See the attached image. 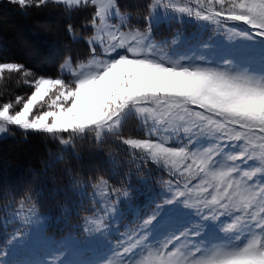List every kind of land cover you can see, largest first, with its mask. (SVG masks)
I'll use <instances>...</instances> for the list:
<instances>
[{
	"label": "snow or ice",
	"instance_id": "obj_1",
	"mask_svg": "<svg viewBox=\"0 0 264 264\" xmlns=\"http://www.w3.org/2000/svg\"><path fill=\"white\" fill-rule=\"evenodd\" d=\"M11 2L23 10L40 8L50 0ZM51 2L87 7L97 0ZM196 2L203 11L194 17L190 8L178 7L175 12L187 13L202 30L209 24L223 29L227 22L248 26L254 35L248 31L240 35L264 44V39H254L264 37V0H206V6L204 0ZM174 7L167 0H156L155 5L146 0V29L125 32V25L111 23L119 17V0H109L91 20L90 26L105 36L87 40L88 61L80 63L70 79L36 78L26 100L16 97L15 105L22 106L14 114H10L14 105L4 103L0 134L14 126L53 137L92 132L100 140L120 137L124 123L135 116L146 126V137L117 142L138 156L143 153L141 167L147 163L167 169L171 179L168 192L153 202L136 235L121 237L127 264H264V64L251 61L242 46L195 58L163 52L149 34L162 22H183ZM227 30L236 32L235 27ZM68 31L72 32L71 25ZM5 70L28 75L20 63H0V73ZM45 97L48 110L32 116L34 108L43 107ZM70 142L60 140L63 145ZM193 181L198 183L192 185ZM105 186L104 196L115 200L120 189L106 181ZM193 194L195 202L190 203ZM92 199L104 203L96 191ZM119 203L109 207L119 213ZM109 207H101L100 213L111 216ZM95 223L99 230V217ZM22 238L23 233L14 235L9 243ZM147 245L157 251L149 250L139 259L137 251ZM0 264H6V256Z\"/></svg>",
	"mask_w": 264,
	"mask_h": 264
},
{
	"label": "rangeland",
	"instance_id": "obj_2",
	"mask_svg": "<svg viewBox=\"0 0 264 264\" xmlns=\"http://www.w3.org/2000/svg\"><path fill=\"white\" fill-rule=\"evenodd\" d=\"M2 1L8 4H14L11 0H0V2ZM108 2L109 0H97L95 5L89 4L88 6L92 5L94 7V13H92L91 16L86 7L76 16H72V20L69 21L72 26L76 23L75 30H77L78 33L73 35V29L71 38L73 41H84L83 45L88 48V51L84 53V59H71L68 55L63 58L64 60L60 63V61L58 62V59L55 58L56 62H58L57 74L43 76L44 78H58L63 76L65 79H70L71 73L78 70V65L88 61L90 58V47L87 40L95 35L105 36L103 32L97 33L95 29L90 26L91 20L95 15V11ZM167 2L175 6L172 9L173 12H175V8L186 7L192 9V16L194 17L196 11H203L196 0H167ZM152 3L155 5L156 0H152ZM204 3L206 6V0H204ZM47 6L50 7L46 8ZM80 6L83 7V5ZM80 6L75 4L57 5L50 0L47 5L41 7V9L46 10V15L44 19H41L42 21L38 25L44 27V32L48 31L50 27L55 26L56 23L60 25L58 22L59 17H57L55 11L56 7L65 10L68 9V12L71 11L74 14ZM144 16H135L136 18H133L127 13L120 12L119 17L114 18L111 23L118 25L123 24L125 25L122 29L123 31L134 32L137 30L134 26L135 23L144 22V20L141 19ZM175 16L182 17L183 22H177L176 19H172L170 22H162L158 27H154L153 31L149 34L153 43L163 52H168L170 50L175 53H183L184 55L194 54L193 58H195L201 55L206 57L211 56L213 51L217 49L220 52H227L233 47L242 46L245 48L247 56L251 61L264 64V44H259L258 42L253 43L240 35L241 31H248L250 34L254 35V30L250 29L248 26L236 22H227L223 29L217 30L214 25L209 24L205 30H202L196 23L188 19L187 13L175 12ZM79 17L85 20L83 22L84 24L76 22ZM6 19H8V17L0 13V22ZM231 27H235L236 32L227 30V28ZM29 34L32 35V32ZM29 34H27V31L25 33L23 28L19 25L16 27L14 41L18 42L23 49L28 51L33 50L34 53V51H38L39 49L38 44L34 42L31 50L24 45L26 41L30 40L31 36ZM82 34H86V36L83 37ZM254 39L259 41L264 39V37H254ZM8 43L10 42L8 41L7 44ZM204 44H209L212 47L204 49L202 47ZM73 47V50L70 48L68 51L70 52L71 50L72 52L78 48L77 46ZM97 48L99 49V45H97ZM118 51L124 52L125 50L119 49ZM56 52L57 50L54 47L51 53L55 54ZM46 57H51V54L48 52ZM39 59L40 58H35L34 61H39ZM216 59H219V57H216ZM3 62L13 61L0 57V63ZM24 70L28 75H25L23 72L19 79L22 86L30 89V92L24 97L26 100L27 97L31 95V92L34 91V88L31 86L32 82L41 76L33 75L25 66ZM5 72L8 71L5 70L3 73ZM3 73H0V75ZM25 80L29 81V83L25 84ZM48 103H50L49 98L45 97L43 107L37 106V108H34L32 116L48 110ZM2 106L3 105H0V107ZM21 106L22 105H19L16 109L13 108L14 111L11 109L10 114H14ZM131 122L135 123V125L132 128L134 131L130 138H145L146 126L142 125L141 119L135 116L129 117L120 130L129 129ZM10 127L15 128L14 126ZM110 137H114L115 148H121L123 153L121 154L120 162L117 161L118 158L115 156L109 160V174L125 175L128 178L126 182H119L116 186L120 191L116 193L115 200L104 196V193L108 190V188L104 186V183L101 182L97 186L92 187L91 191L88 193V195L91 196V200H89V202L83 201L77 204L80 205V207L77 208L79 210L78 218L77 220H72L78 226L74 225L71 227L59 226L55 217L49 216L33 206H20L18 212L13 210L11 214L14 219L8 217H6L8 218L6 219L4 216L1 218L0 215V259L6 256V264H127L126 259L121 254V237L126 238L129 233H131L133 237L136 235L141 221L147 218L154 208L155 204L153 202H160L162 198L161 194L168 192V181L171 177L167 169L161 171L159 166L145 163L143 167H141L140 158L143 156V153H140L138 156L131 148H125V146L119 144L117 141L121 139V136L116 137L108 135V138ZM161 139H164V137H161ZM249 163L251 164L252 162L250 161ZM196 183H198V181H193L192 185ZM93 191L97 192V199L104 201L103 204H95L92 199ZM126 192L128 193L127 196H125ZM117 200L121 202L118 204L120 209L119 213L112 211V208L109 207V205L114 204ZM194 202L195 195L193 194L190 203ZM94 204L96 208L95 212L92 210ZM101 207H109L111 216L101 214L99 211ZM74 210H76V208ZM97 217H99V230L95 223ZM220 219L224 221L227 218L221 217ZM20 233H23L22 239L9 243L14 235H19ZM125 243H127L126 239ZM149 250L153 253L157 251L154 246L147 245V248H140L137 251L138 258L143 259L148 254Z\"/></svg>",
	"mask_w": 264,
	"mask_h": 264
},
{
	"label": "trees",
	"instance_id": "obj_3",
	"mask_svg": "<svg viewBox=\"0 0 264 264\" xmlns=\"http://www.w3.org/2000/svg\"><path fill=\"white\" fill-rule=\"evenodd\" d=\"M145 4L146 0H119L120 12L128 13L133 18L146 15ZM90 6L86 9L91 16L94 7ZM84 8L80 6L73 14L68 9L56 7L60 25L56 23L44 32V27L38 24L45 18V9L31 7L22 10L15 4L0 2V13L8 17L0 22V57L24 65L35 76L57 74V63H61L68 55L71 59H84L88 48L83 45L84 41H73L68 31V26H72V16H76ZM84 21L82 17L76 20L81 24ZM19 25L25 33L32 32V35L29 34L30 40L24 45L31 50L35 42L39 45L38 51L33 53V50H25L14 41L16 27ZM75 25L76 23L72 26L73 35L78 33ZM135 27L143 30L146 25L145 22H136ZM82 36L85 37L86 34ZM8 41L10 43L7 44ZM73 46L78 48L69 52L70 48L73 50ZM54 47L57 52L52 54ZM48 52L51 57H46ZM35 58L40 59L34 61ZM22 73L5 72L0 75V105L12 103L16 109L19 105H15L14 99L17 96L25 97L30 92L20 82ZM134 125L131 122L129 129L120 130L121 138L132 137ZM9 128L8 133L0 134V214L13 207L33 206L55 217L62 226L77 225L72 219L77 220L79 210L74 209L79 208L80 205L77 204L84 199H91L88 193L93 185L97 186L102 182L105 186L106 181L108 186L116 187L119 182H126L128 179L125 175L109 174V160L115 156L120 162L123 153L121 148H115L114 137L108 138L107 135L96 140L92 132L74 138H70L67 133L53 137ZM61 139H70L71 142L63 145L60 143Z\"/></svg>",
	"mask_w": 264,
	"mask_h": 264
}]
</instances>
